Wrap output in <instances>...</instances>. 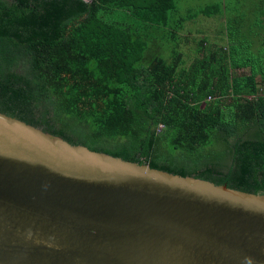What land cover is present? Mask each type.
I'll use <instances>...</instances> for the list:
<instances>
[{"label": "trees", "instance_id": "trees-1", "mask_svg": "<svg viewBox=\"0 0 264 264\" xmlns=\"http://www.w3.org/2000/svg\"><path fill=\"white\" fill-rule=\"evenodd\" d=\"M177 9L0 0V112L92 151L264 194V18L231 21L219 2L175 21ZM199 16L231 21L228 46L200 38L190 57L184 32Z\"/></svg>", "mask_w": 264, "mask_h": 264}, {"label": "water", "instance_id": "water-1", "mask_svg": "<svg viewBox=\"0 0 264 264\" xmlns=\"http://www.w3.org/2000/svg\"><path fill=\"white\" fill-rule=\"evenodd\" d=\"M0 264H264V194L0 112Z\"/></svg>", "mask_w": 264, "mask_h": 264}, {"label": "rangeland", "instance_id": "rangeland-1", "mask_svg": "<svg viewBox=\"0 0 264 264\" xmlns=\"http://www.w3.org/2000/svg\"><path fill=\"white\" fill-rule=\"evenodd\" d=\"M222 2L225 6V17H230L231 21L237 19H246L249 22L261 21L264 18V0H178V9L173 13L174 20L178 21L181 17L187 16L191 11H198L201 7L208 4ZM225 17L207 18L199 16L191 27L184 32L186 44L184 51L190 57L195 54L197 40L206 37L210 42L218 45L228 46L226 38L227 22ZM196 39V41H195ZM219 151V150H218Z\"/></svg>", "mask_w": 264, "mask_h": 264}, {"label": "crops", "instance_id": "crops-1", "mask_svg": "<svg viewBox=\"0 0 264 264\" xmlns=\"http://www.w3.org/2000/svg\"><path fill=\"white\" fill-rule=\"evenodd\" d=\"M189 24H190V26L192 27V26L195 24V22L193 21V22H190ZM188 28H190V27H188V24H187V29H188ZM187 29H186V30H187Z\"/></svg>", "mask_w": 264, "mask_h": 264}, {"label": "built area", "instance_id": "built-area-1", "mask_svg": "<svg viewBox=\"0 0 264 264\" xmlns=\"http://www.w3.org/2000/svg\"><path fill=\"white\" fill-rule=\"evenodd\" d=\"M210 101H211V99H209V102H210ZM162 128H164V126H163V125H161V126H160V129H162Z\"/></svg>", "mask_w": 264, "mask_h": 264}]
</instances>
